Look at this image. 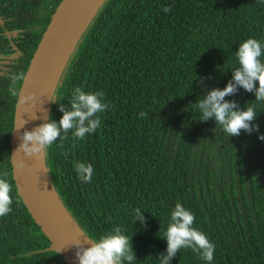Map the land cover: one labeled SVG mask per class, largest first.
Wrapping results in <instances>:
<instances>
[{
    "label": "trees",
    "instance_id": "16d2710c",
    "mask_svg": "<svg viewBox=\"0 0 264 264\" xmlns=\"http://www.w3.org/2000/svg\"><path fill=\"white\" fill-rule=\"evenodd\" d=\"M60 2L0 0V178L13 201L0 217V264H68L23 204L9 158L17 97L10 77L24 76ZM248 38L264 44V0H104L98 7L60 71L50 96L57 102L48 101L43 122H58L61 105L70 110L77 87L103 92L109 105L94 133L79 140L69 130L43 152L53 188L89 238L120 226L132 237L136 264H160L179 202L215 245L211 264H264V101L243 88L225 97L241 109L253 105L259 125L230 137L214 119L201 121L196 107L232 79L236 50ZM77 161L93 165L90 183L78 178ZM136 208L143 225L134 224ZM171 264L209 262L181 248Z\"/></svg>",
    "mask_w": 264,
    "mask_h": 264
},
{
    "label": "clouds",
    "instance_id": "9594fccd",
    "mask_svg": "<svg viewBox=\"0 0 264 264\" xmlns=\"http://www.w3.org/2000/svg\"><path fill=\"white\" fill-rule=\"evenodd\" d=\"M171 9L164 8L167 13ZM264 44L255 38H248L243 41L236 50V57L239 66L232 71V79L228 81L223 89L214 88L207 91L202 99L196 102V107L200 110L201 121L214 119L216 124L222 126L223 131L230 136H239L241 131L251 134L259 131V125L254 121L257 118V111L253 105L247 104L241 109L235 101L226 100L225 97L234 96L240 88L254 93L255 100L264 101ZM21 73L18 76H11L13 96L17 95L15 84L17 80L23 79ZM199 83L204 85V78L199 79ZM34 94L20 98V103L26 102ZM103 92H85L77 87L73 90L71 108L66 110L63 105L60 111L63 113L57 122L51 118L45 123H41L32 130L23 131L19 136L20 143L16 152H22L25 156L38 155L46 152L47 148L55 141L67 135L69 130L73 131L76 139L82 140L86 135L92 134L100 127L101 120L97 115L109 107L103 102ZM50 102H57L55 96L49 98ZM144 116V113H140ZM26 123V122H25ZM20 125V128L24 124ZM258 139L264 141V134H260ZM16 168H23V162L15 165ZM74 169L81 182L90 183L94 174L91 163L75 162ZM7 176V173H4ZM12 186L4 178H0V217L11 212L13 203ZM136 221L141 224L146 223V218L140 208L134 210V224ZM195 216L181 203H176L171 212L170 222L166 231L167 248L166 254H159L160 264H171L172 259L181 248H191L194 253H198L202 260L211 264L214 259L215 245L209 240L207 235L194 227ZM132 237L125 234L122 227L117 226L111 232L102 235L99 239L88 238L83 243L75 244L76 260L78 264H136V257L132 246ZM88 247H84V244Z\"/></svg>",
    "mask_w": 264,
    "mask_h": 264
},
{
    "label": "water",
    "instance_id": "95a60500",
    "mask_svg": "<svg viewBox=\"0 0 264 264\" xmlns=\"http://www.w3.org/2000/svg\"><path fill=\"white\" fill-rule=\"evenodd\" d=\"M103 1L61 0L49 19L20 84L9 140V158L18 194L33 220L50 240L52 248L68 264H78L75 244L83 243L89 237L68 213L53 188L43 152L29 157L16 152V149L23 131H30L43 122L49 99L44 111L43 104L51 78L55 71L62 70L76 40ZM29 94L34 95L20 103V98ZM20 162H23V168H16L15 165ZM88 246L84 244V247Z\"/></svg>",
    "mask_w": 264,
    "mask_h": 264
},
{
    "label": "bare ground",
    "instance_id": "6f19581e",
    "mask_svg": "<svg viewBox=\"0 0 264 264\" xmlns=\"http://www.w3.org/2000/svg\"><path fill=\"white\" fill-rule=\"evenodd\" d=\"M60 71H61V68L59 70L55 71L54 74H53V77L51 78V81L49 83V86H48V89H47L46 95H45V101H44V104H43V111H44V108L46 107V103H47V101L49 99V96H50V94L52 93V91H53V89L55 87L56 81L58 80ZM43 122H44V120H43Z\"/></svg>",
    "mask_w": 264,
    "mask_h": 264
}]
</instances>
